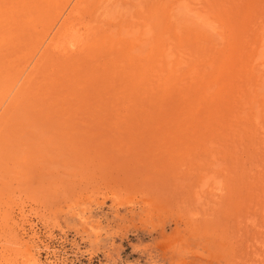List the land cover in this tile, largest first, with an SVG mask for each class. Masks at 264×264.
Wrapping results in <instances>:
<instances>
[{
  "label": "rangeland",
  "instance_id": "obj_1",
  "mask_svg": "<svg viewBox=\"0 0 264 264\" xmlns=\"http://www.w3.org/2000/svg\"><path fill=\"white\" fill-rule=\"evenodd\" d=\"M0 264H264V0H0Z\"/></svg>",
  "mask_w": 264,
  "mask_h": 264
}]
</instances>
